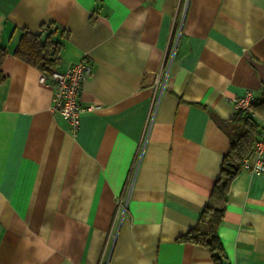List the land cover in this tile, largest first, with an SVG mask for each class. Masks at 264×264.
<instances>
[{
	"label": "crops",
	"instance_id": "1",
	"mask_svg": "<svg viewBox=\"0 0 264 264\" xmlns=\"http://www.w3.org/2000/svg\"><path fill=\"white\" fill-rule=\"evenodd\" d=\"M42 24L54 69L91 66L76 132L13 54ZM0 45V264H212L178 237L219 175L231 99L260 96L264 0H0ZM218 234L230 264H264V172L234 177Z\"/></svg>",
	"mask_w": 264,
	"mask_h": 264
},
{
	"label": "trees",
	"instance_id": "2",
	"mask_svg": "<svg viewBox=\"0 0 264 264\" xmlns=\"http://www.w3.org/2000/svg\"><path fill=\"white\" fill-rule=\"evenodd\" d=\"M61 33L64 31L61 30ZM54 34L53 24H42L36 33L24 29L13 54L42 72L49 73L59 64L61 42L54 38ZM6 54V49L0 45V83L6 77L2 71V62ZM260 65L264 72V62ZM251 108L258 115L264 116V81H262L260 96L251 103ZM220 126L229 135V147L222 157L219 175L212 185L197 221L180 235L178 240L205 247L210 254L212 264H230L219 237L218 228L224 217L230 184L241 170L242 158L252 154L259 124L248 113L237 110L231 118L220 120Z\"/></svg>",
	"mask_w": 264,
	"mask_h": 264
},
{
	"label": "built area",
	"instance_id": "3",
	"mask_svg": "<svg viewBox=\"0 0 264 264\" xmlns=\"http://www.w3.org/2000/svg\"><path fill=\"white\" fill-rule=\"evenodd\" d=\"M172 40L175 38L173 37ZM173 46L174 44L171 43L170 56H166L162 76L158 74L156 78L161 87L166 82ZM90 73V64L87 61L79 60L63 70L53 69L49 73L42 72L40 76V80L48 82L52 88L51 109L57 111L71 125L73 132L77 131L80 115L94 107L91 104H82L79 98L80 86ZM254 100L255 96L251 91L231 99L236 110L248 113L259 124V132L254 139L252 154L241 160V169L249 173L264 172V116L258 115L251 108V103ZM124 208L122 200L119 199L117 209L124 212Z\"/></svg>",
	"mask_w": 264,
	"mask_h": 264
}]
</instances>
